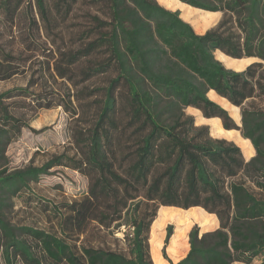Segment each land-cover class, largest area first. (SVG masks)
I'll return each instance as SVG.
<instances>
[{
	"label": "trees",
	"instance_id": "obj_1",
	"mask_svg": "<svg viewBox=\"0 0 264 264\" xmlns=\"http://www.w3.org/2000/svg\"><path fill=\"white\" fill-rule=\"evenodd\" d=\"M180 1L224 17L197 32L178 9L157 0H0V35L17 30L23 50L44 56L52 76L105 78L104 85L87 91L95 106L84 127L82 104L31 90L38 84L34 77L25 87L0 92L4 264H154L149 234L160 206L201 207L218 220L217 228L202 234L194 225L189 249L175 262L166 254L173 233L167 225L161 254L169 264H264V107L255 103L264 100V0ZM215 51L259 61L237 71ZM16 60L0 48V80L22 72L12 66ZM209 90L239 107L240 125L208 97ZM14 97H30L36 108L62 105L79 121L74 151L55 153L40 165L2 167L6 146L28 126L5 103ZM188 106L220 118L225 129L239 130L255 155L246 160L234 141L212 137L208 125H196L185 111ZM57 166L86 176V194L57 203L37 198L32 184ZM22 195L51 214L52 229L6 218L10 200ZM120 224L126 227V251L103 239L94 243L93 233H113Z\"/></svg>",
	"mask_w": 264,
	"mask_h": 264
},
{
	"label": "rangeland",
	"instance_id": "obj_2",
	"mask_svg": "<svg viewBox=\"0 0 264 264\" xmlns=\"http://www.w3.org/2000/svg\"><path fill=\"white\" fill-rule=\"evenodd\" d=\"M157 1L166 8L178 9L181 17L188 21L197 32H204L208 28L215 27L224 17L222 11L200 9L180 0ZM79 20L80 16L78 14L72 18L74 24L78 23ZM14 31V35H8L5 31L0 35V48L7 51L11 50L15 56L17 55V60L12 63V66L20 65L22 72L9 79L0 80V92L13 87H25L28 81L34 77L38 80V84L30 87L31 90L41 91L44 96L49 95L46 94L47 92L53 91L55 99L58 101L65 99L71 101L73 105L81 103L84 111L80 125H83L82 127L86 126L84 117L91 111L90 106H95V102L92 101L94 96L88 97L87 91L97 85H104L105 78L97 77L86 82H80L78 78L69 81L55 75L52 76L47 68L46 58L39 53L24 51L20 33L17 30ZM214 55L226 67L237 71L244 69L247 64L254 60L253 57L233 58L221 51H215ZM25 57L29 59L23 64ZM68 95H70V100H68ZM207 95L210 99L229 109L231 117L239 121V107L232 105L225 97L218 95L213 90H209ZM77 98H79V102H77ZM5 103L8 104L9 110L14 115L23 118L28 126L23 127L20 134L6 146V160L3 162L2 167H8L11 170L28 164L40 165L55 153L63 151L71 153L74 151L73 133L79 121H74L62 105L36 108L35 102L30 97H14L5 100ZM255 103L264 107V100L256 99ZM85 104L88 105L85 106ZM79 110L82 111L80 108ZM185 111L189 114L193 113L196 125L197 122L206 118L194 107H186ZM206 121L209 122L208 126L212 137L234 141L241 148L246 160L255 155L251 141L243 137L239 130L225 129L221 122L214 117ZM32 188L37 198L50 199L57 203L62 200L79 198L86 194L88 179L76 170L57 166L50 170V174L41 176L37 183L32 184ZM27 202L26 195L12 198L5 209L6 218L14 223L52 229L51 221L54 218L51 214L44 211L43 206L35 203V201L30 205ZM167 225H172L173 233L166 245V254L170 260L175 262L182 258L189 249L188 232L194 225H197L199 233L202 234L217 228L218 220L213 213H208L201 207L182 209L172 206H160L151 224L149 234L150 253L154 264H169L161 254ZM125 230V225L120 224L113 229V233L104 232L102 235L93 233L92 239L94 243H97L96 238L103 239V242L111 248L126 251V244L123 240ZM259 263L260 259H255L251 264ZM0 264H4L1 258ZM16 264L23 263L18 261ZM232 264L245 263L233 262Z\"/></svg>",
	"mask_w": 264,
	"mask_h": 264
},
{
	"label": "crops",
	"instance_id": "obj_3",
	"mask_svg": "<svg viewBox=\"0 0 264 264\" xmlns=\"http://www.w3.org/2000/svg\"><path fill=\"white\" fill-rule=\"evenodd\" d=\"M218 103V102H217ZM188 107H190V106H188ZM200 111V110H199ZM193 114V113H192ZM213 118V117H212ZM215 119H218L219 120V122H221V120H220V118H218V117H214ZM207 119H211V118H204V120L203 121H199V122H197V125H202V124H205V125H209V122L208 121H206Z\"/></svg>",
	"mask_w": 264,
	"mask_h": 264
},
{
	"label": "water",
	"instance_id": "obj_4",
	"mask_svg": "<svg viewBox=\"0 0 264 264\" xmlns=\"http://www.w3.org/2000/svg\"><path fill=\"white\" fill-rule=\"evenodd\" d=\"M253 59H254V60H253V61H251V62H254V61H259V58H257V57H253ZM251 62H250V63H251ZM250 63H249V64H250ZM247 65H248V64H247ZM235 121H236V120H235ZM236 122H237V124H238V125H240V124H241V122H240V119H239V121H236Z\"/></svg>",
	"mask_w": 264,
	"mask_h": 264
}]
</instances>
